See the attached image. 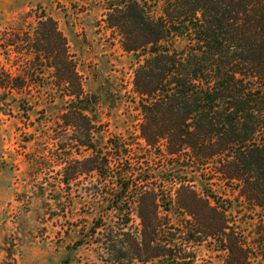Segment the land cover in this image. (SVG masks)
Listing matches in <instances>:
<instances>
[{
	"label": "trees",
	"instance_id": "1",
	"mask_svg": "<svg viewBox=\"0 0 264 264\" xmlns=\"http://www.w3.org/2000/svg\"><path fill=\"white\" fill-rule=\"evenodd\" d=\"M100 1L137 63L129 98L140 122L130 141L129 130L102 135L99 99L45 10L33 48L52 73L69 140L88 153L71 175L114 181L97 187L86 237L105 218L127 226L136 216L140 231L105 233V264H174L202 248L214 256L201 264H264V0ZM156 158L171 166L150 176L141 165Z\"/></svg>",
	"mask_w": 264,
	"mask_h": 264
},
{
	"label": "rangeland",
	"instance_id": "2",
	"mask_svg": "<svg viewBox=\"0 0 264 264\" xmlns=\"http://www.w3.org/2000/svg\"><path fill=\"white\" fill-rule=\"evenodd\" d=\"M41 10L57 20L86 92L99 99L102 135L112 138L129 130L130 141L140 122L129 98L137 63L106 27L100 0H0V264H105V233L112 231L119 240L124 232L140 231V220L134 216L121 226L108 217L95 237H86L97 187L114 181L96 172L71 175L75 161L88 153L69 140L73 129L65 128L66 110H57L53 98L58 92L47 85L52 73L43 72L36 61L35 26ZM166 164L171 166L160 158L143 159L141 169L154 176ZM185 164L195 170L193 163ZM200 250L174 264H201V258L214 256ZM211 261L222 264L219 258Z\"/></svg>",
	"mask_w": 264,
	"mask_h": 264
}]
</instances>
